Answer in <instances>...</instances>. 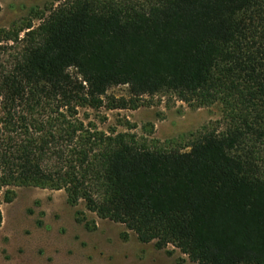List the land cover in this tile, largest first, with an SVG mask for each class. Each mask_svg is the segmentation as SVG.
I'll return each instance as SVG.
<instances>
[{"label":"trees","instance_id":"trees-1","mask_svg":"<svg viewBox=\"0 0 264 264\" xmlns=\"http://www.w3.org/2000/svg\"><path fill=\"white\" fill-rule=\"evenodd\" d=\"M35 16L0 29L3 199L64 189L196 264H264V0H57ZM117 85L129 98L110 109L218 102L225 127L184 150L75 116Z\"/></svg>","mask_w":264,"mask_h":264},{"label":"rangeland","instance_id":"rangeland-1","mask_svg":"<svg viewBox=\"0 0 264 264\" xmlns=\"http://www.w3.org/2000/svg\"><path fill=\"white\" fill-rule=\"evenodd\" d=\"M57 0H0V29L17 28ZM23 35V32H21ZM103 105L75 108L76 117L106 133L129 132L138 140L184 150L205 131H221L220 103L193 107L164 95L144 96L135 109L108 108V97L129 98L127 86L110 87ZM11 201L0 195V264H196L172 245L141 242L123 224L97 217L82 202L72 204L64 189L33 185L9 188Z\"/></svg>","mask_w":264,"mask_h":264}]
</instances>
